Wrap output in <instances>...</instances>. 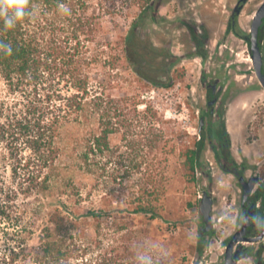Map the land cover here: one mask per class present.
Returning <instances> with one entry per match:
<instances>
[{
    "label": "trees",
    "instance_id": "trees-1",
    "mask_svg": "<svg viewBox=\"0 0 264 264\" xmlns=\"http://www.w3.org/2000/svg\"><path fill=\"white\" fill-rule=\"evenodd\" d=\"M30 11L15 29L5 30L0 21V144L14 183L0 177V217L14 222L16 233L13 244L0 250V264H79L87 252L80 243L90 238L85 231H95L101 216L119 229L135 215L162 218L174 145L164 140L161 127L167 121L138 93L118 99L110 93L108 43L100 41V16L90 12L87 0H31ZM9 47L12 54L6 55ZM136 54L127 51L116 60L132 61ZM134 74L136 91L142 80L151 82L138 69ZM64 125L82 134L63 149ZM113 134H120L124 150L110 145ZM179 155L193 173L196 148L184 147ZM77 175L101 178L98 210L82 211L84 202L91 203L93 186L83 193ZM18 196L38 204L20 210ZM35 231L37 248L29 250L26 240ZM126 250L118 248L107 264H133ZM82 264L92 262L85 258Z\"/></svg>",
    "mask_w": 264,
    "mask_h": 264
},
{
    "label": "rangeland",
    "instance_id": "rangeland-1",
    "mask_svg": "<svg viewBox=\"0 0 264 264\" xmlns=\"http://www.w3.org/2000/svg\"><path fill=\"white\" fill-rule=\"evenodd\" d=\"M235 1L165 0L157 5L153 0H105L101 4L100 0H87L90 12L100 16V41L108 43L111 57L108 69L110 93L115 99L138 93L141 101L150 103L167 121L160 127L166 130L164 140L174 145V151L168 155L169 181L162 200V218L147 221L143 216L135 215L127 226L119 229V223H111L108 217L101 216L100 226L95 231L92 227L85 231L90 238L80 243L87 252L78 257L79 264L84 263L85 258L91 260L92 264H107L118 248H127L130 256L133 254L129 261L133 264H138L136 257L139 252L149 250L154 254L163 253L166 259L162 258L160 264L222 263L225 244L238 223L239 191L236 181L221 173L215 164H207L204 154L197 160L191 173L182 166L179 153L184 147L194 148L193 143L197 137L191 104L195 97L200 60L190 58L193 51L188 30L200 29L211 39L206 50L213 56L217 53V48H213L216 44L221 45L224 62L229 59L238 66L236 72L227 75V78L234 76L229 79L238 85L240 91L250 84L248 80L252 68L245 43L232 35H228V40L224 41L227 35L224 28ZM261 1L248 0L244 4L237 16V29L240 32H247L251 16ZM231 48L232 56L228 57ZM133 50L137 54L132 61L124 58L116 60V56H124L127 51L130 53ZM218 64H221L219 59ZM219 66L223 75L227 67L222 64ZM134 69H138L142 77L151 80H142L144 85L137 91ZM94 78L98 79L99 76L94 75ZM155 82H170L172 86L157 87ZM263 106L262 92L248 98L243 96L237 106L238 116H245V121L251 119L255 125ZM143 108L144 105L139 106V109ZM81 134L79 127L64 125L59 131L60 147L64 149L65 145L73 143ZM262 135L264 140V128ZM109 142L113 148L121 146L125 149L120 134L111 135ZM207 172L211 176L206 177ZM0 177L4 183L14 186L9 158L3 144H0ZM75 180L83 193L88 190L87 185L93 186L91 203L84 202L81 205L82 211L89 207L98 210L102 206L101 178L95 176L89 180L77 175ZM202 191L213 198L210 213L212 228L205 234L200 232L204 222L198 210ZM15 204L21 210L38 203L32 197L26 201L24 197L18 196ZM13 223L0 217V250L13 244L16 237ZM179 236H182L181 239ZM37 244L38 233L35 231L27 238L26 246L29 250H36ZM103 257L107 259L104 263ZM248 261L246 257L242 262L247 264Z\"/></svg>",
    "mask_w": 264,
    "mask_h": 264
},
{
    "label": "flooded vegetation",
    "instance_id": "flooded-vegetation-1",
    "mask_svg": "<svg viewBox=\"0 0 264 264\" xmlns=\"http://www.w3.org/2000/svg\"><path fill=\"white\" fill-rule=\"evenodd\" d=\"M164 1L153 0V3L160 5ZM247 1L236 0L233 3L224 28V33H227L224 41L228 40V35L240 39L245 43L250 58L251 21L264 0L254 10L248 30L243 33L237 29V16ZM188 33L193 51L190 58L200 60V70L194 88L195 97L192 98L191 104L196 121L197 137L194 142L196 161L204 154V161L207 164H215L221 173L231 176L236 181L239 191V215L236 217L238 223L225 244L226 248L229 239L245 224L239 235L242 240H238L232 249V253H236L235 264H244L242 261L246 257L249 258L247 264H264V234L258 240H253L264 226V140L262 139L264 106L255 125L252 124L251 119L245 121V116L239 117L237 111L241 97L255 96L258 92L264 94V15L260 19L255 37V44L260 54L259 68L262 78L256 75L250 58L252 75L248 80L250 84L243 91H240L238 85L229 79L234 76L227 78V75L236 72L235 68L238 66L229 59L224 62L221 45L216 44L213 48L214 50L217 48L216 56H213L206 50L211 39L203 34L202 30H188ZM229 50L227 55L231 57L233 49ZM218 59L224 67H227L223 75L219 71L221 64H218ZM255 112L254 109L253 113ZM205 175L209 177L211 173L207 172ZM249 180H254V183L247 196L243 198L244 184ZM253 217L257 218L255 222ZM248 244L256 246L248 247ZM225 248L221 264H224Z\"/></svg>",
    "mask_w": 264,
    "mask_h": 264
},
{
    "label": "water",
    "instance_id": "water-1",
    "mask_svg": "<svg viewBox=\"0 0 264 264\" xmlns=\"http://www.w3.org/2000/svg\"><path fill=\"white\" fill-rule=\"evenodd\" d=\"M239 1H244V0H239ZM238 11V10H236ZM264 15V1L262 2V4L259 6V8L256 10L254 17L251 21V40H252V47H251V55L250 58L252 60L253 66L255 68V72L256 75L261 79L262 75L260 74V54H259V50L258 47L255 44V37H256V33H257V27L258 24L260 22V19L262 18V16ZM254 183V180H249L247 181L246 184H244V191H243V198H245L247 196V194L249 193L250 189L252 188V185ZM212 198L211 196L206 192V191H202V195L199 199V203H198V210L200 215L202 216L203 222H204V226L203 228L200 229V232H204V231H209L212 228V224H211V215L210 212L212 210ZM245 224L242 226V228L236 232L228 241L226 248H225V257H224V264H235L236 262V253H232V249L234 244L238 241V240H242V238H240V233L242 232V230L244 229ZM264 234V226L261 230V232L259 233V235L257 237H255L253 240H258L259 238L262 237V235ZM252 240V239H250Z\"/></svg>",
    "mask_w": 264,
    "mask_h": 264
},
{
    "label": "clouds",
    "instance_id": "clouds-1",
    "mask_svg": "<svg viewBox=\"0 0 264 264\" xmlns=\"http://www.w3.org/2000/svg\"><path fill=\"white\" fill-rule=\"evenodd\" d=\"M31 0H0V21L3 22L5 30L15 29L16 26L31 16ZM62 8H67L61 5ZM4 46L0 45V49ZM11 48H7L6 55H11ZM256 221V217L252 218ZM166 259L163 253H153L152 251H141L137 254L138 264H160L161 259Z\"/></svg>",
    "mask_w": 264,
    "mask_h": 264
}]
</instances>
